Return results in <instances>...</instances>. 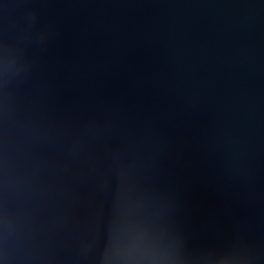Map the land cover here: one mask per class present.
<instances>
[{
  "label": "water",
  "instance_id": "95a60500",
  "mask_svg": "<svg viewBox=\"0 0 264 264\" xmlns=\"http://www.w3.org/2000/svg\"><path fill=\"white\" fill-rule=\"evenodd\" d=\"M0 264H264V0H0Z\"/></svg>",
  "mask_w": 264,
  "mask_h": 264
}]
</instances>
